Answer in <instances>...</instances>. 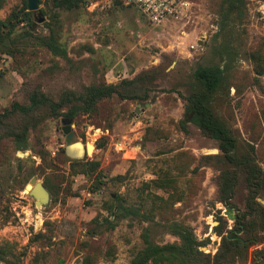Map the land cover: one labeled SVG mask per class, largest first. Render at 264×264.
I'll return each instance as SVG.
<instances>
[{"label":"rangeland","instance_id":"1","mask_svg":"<svg viewBox=\"0 0 264 264\" xmlns=\"http://www.w3.org/2000/svg\"><path fill=\"white\" fill-rule=\"evenodd\" d=\"M39 1L28 22L17 25L15 41L0 43V114L14 103L28 105L38 89L59 102L67 92L82 95L106 80L145 77L136 90L122 91L138 99L115 95L72 119L74 144L85 149L79 158L68 155L63 130V114L73 106L60 116L40 111L26 151H17L0 130V264H131L145 248L147 230L154 243L178 242L169 233L172 222L191 226L200 250L214 257L223 233L249 212L248 181L240 172L233 207L220 201L223 168L209 158L220 150L197 126L184 131L183 97L197 70L225 71L216 112L234 130L241 153H253L264 186V76L251 57L259 52L264 58V1L247 0L244 16L226 19L220 0H191L183 16L160 26L124 1L86 0L74 10ZM23 6V0H6L0 20ZM50 27L67 58L42 44ZM74 161L99 166L88 174L72 168ZM35 177L48 185L47 206H37L26 191ZM256 201L264 206V189ZM120 204L142 215L115 217L110 208ZM229 208L235 219L227 216ZM262 261L264 239L251 246L245 264Z\"/></svg>","mask_w":264,"mask_h":264},{"label":"trees","instance_id":"2","mask_svg":"<svg viewBox=\"0 0 264 264\" xmlns=\"http://www.w3.org/2000/svg\"><path fill=\"white\" fill-rule=\"evenodd\" d=\"M123 0H116L115 5ZM264 1V0H262ZM24 6L19 10H13L6 20H0V43L7 39L12 43L15 41L13 35L19 23L30 19L31 12L28 10L27 0H23ZM6 0H0V9L5 5ZM247 0H220L221 11L225 10L226 19L233 14L242 17L247 12ZM54 9L74 10L87 6L86 0H53ZM221 14V12H220ZM225 16V15H224ZM57 18V14L54 16ZM230 19V18H229ZM50 26V25H49ZM55 30L50 27V36L42 38V44L55 55L68 57V51L56 39ZM33 35L32 33H29ZM11 53L10 49L6 50ZM89 51L94 52L93 48ZM252 60L258 76H264V58L259 52H253ZM145 74H139L135 79L124 78L119 84L102 82L97 86L86 88L82 95L75 92H67L59 102L54 101L42 90H35L29 96V104L21 105L14 103L10 109L0 114V130L3 138L11 140L17 151H26L29 148V133L36 127L37 114L44 109L50 110L56 116H60L62 108L73 106L63 114L65 119L72 120L79 113H92L99 104L106 99L118 95L122 99L136 100L138 97L129 96L123 93V89L132 88L136 90L138 85L143 84ZM195 85L188 95L183 97L186 102V113L181 121L184 131L187 125L197 126L208 138L216 141L220 155L209 156L217 159L221 164L220 175L218 176L220 201L227 207H233L232 200L235 195L239 174H246L248 181L247 210L243 217L237 219L234 228L223 233L221 246L214 257L205 254L200 250L202 243L199 242L194 229L191 226L172 222L169 226V233L178 239V242L159 244L154 243L147 230L143 236L145 248L141 250L133 259L131 264H245L249 258L251 246L263 241L264 236L260 232L264 231V206L257 200L259 190L264 189L260 177V168L253 159L252 152L241 153L239 140L234 130L223 121L217 114L215 103L218 96L224 89L226 83V73L221 67L199 69L195 73ZM140 87V86H139ZM144 96V101H147ZM64 119V120H65ZM63 120V121H64ZM75 163V164H74ZM74 166L83 167V173L91 174L98 168L99 164L79 163L74 161ZM226 164V168L225 167ZM91 168H90V166ZM93 165V167H92ZM75 169V168H74ZM101 183V181L99 182ZM158 188H163L159 182H155ZM45 186L48 185L45 183ZM115 217L121 214L127 216L133 214L141 216L140 210L128 209V207L116 206L110 208ZM261 219V222L256 220ZM224 218H220V222ZM222 233L220 234V236ZM261 258H257L259 261ZM261 261V260H260ZM264 263V261H262Z\"/></svg>","mask_w":264,"mask_h":264},{"label":"built area","instance_id":"3","mask_svg":"<svg viewBox=\"0 0 264 264\" xmlns=\"http://www.w3.org/2000/svg\"><path fill=\"white\" fill-rule=\"evenodd\" d=\"M98 1V0H96ZM126 5L134 6L153 26H160L169 20L179 19L191 4V0H123ZM98 4V2L96 3ZM95 2L91 6L96 5ZM199 46V44H197ZM192 46V50L198 49ZM123 79V78H122ZM113 83V82H110ZM206 251V250H205Z\"/></svg>","mask_w":264,"mask_h":264},{"label":"water","instance_id":"4","mask_svg":"<svg viewBox=\"0 0 264 264\" xmlns=\"http://www.w3.org/2000/svg\"><path fill=\"white\" fill-rule=\"evenodd\" d=\"M28 2V10L30 12H36L39 10L40 8V1L39 0H27ZM45 22V18L44 17H40L38 19V23H44ZM35 29V26L33 27L32 30ZM65 123V127H64V132L67 134V144H68V148H67V153L68 155L75 157V158H79L80 156H82V154L84 153V147H82L80 145V150L79 152L74 151L71 146L74 144V134L72 132H70L71 130V122L72 120L70 119H65L63 121ZM88 151V150H87ZM76 152V153H75ZM26 191L29 192V194L36 200L37 206H41L43 204V206H47L51 200V196L49 191L47 190V188L45 187L44 183L40 182L38 180V178H33L30 183L26 186ZM233 209L229 208L226 210V214L227 216H229L230 218H233Z\"/></svg>","mask_w":264,"mask_h":264},{"label":"bare ground","instance_id":"5","mask_svg":"<svg viewBox=\"0 0 264 264\" xmlns=\"http://www.w3.org/2000/svg\"><path fill=\"white\" fill-rule=\"evenodd\" d=\"M71 148H72L74 151H76V152L81 151V150H80V144H77V143L73 144V145L71 146ZM76 152H75V153H76Z\"/></svg>","mask_w":264,"mask_h":264}]
</instances>
